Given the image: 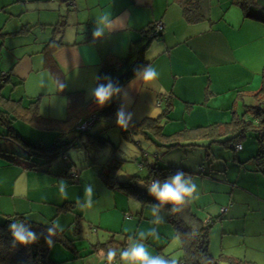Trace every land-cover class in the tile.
I'll list each match as a JSON object with an SVG mask.
<instances>
[{"label":"crops","instance_id":"1","mask_svg":"<svg viewBox=\"0 0 264 264\" xmlns=\"http://www.w3.org/2000/svg\"><path fill=\"white\" fill-rule=\"evenodd\" d=\"M194 1L202 16L196 23L185 20L177 0H0V77L3 73L6 76L0 95L17 104L13 110H22L19 116H24L11 123L12 130L19 136L23 128L16 125L24 124L35 132L54 135V142L58 134L30 123L31 115L22 107L37 104L40 118L63 122L70 106L78 118L75 124H81L92 112L89 90L96 86L103 60L109 55L125 57L143 30L160 26L158 33L154 28L159 38L144 56L146 65L158 71V78H133L122 87L128 99L120 97V105L125 103L127 111L134 114L131 123L135 126L155 119L165 137L159 130L126 128L123 135L116 128L120 142L114 144V134L102 136L112 127L96 121L93 128L98 122L102 124L96 130L73 133L70 139L80 142L86 136V148L93 153L91 162L85 165V160L74 163L62 159L68 170H60L45 163L33 167V162L28 164L31 159L19 157L17 140L10 139L0 122V221L21 215L43 226L62 225L60 233L67 247L55 243L49 250L52 262L80 261L76 243L83 232L94 233L98 239L100 232L103 236L132 234L125 225L134 223L127 212L131 199L137 200L101 179L102 165L117 159L122 163L117 175L128 160L144 173L140 177L127 170L130 178L147 177L146 163L155 162L167 177L182 169L197 186L194 198L182 211L184 218L200 222L213 219L209 258L217 264H264V139L257 141L262 152L254 156L255 149L247 150L242 142L253 134L237 141L242 148L236 151L223 143L230 136L217 137L208 129L236 118L252 120L250 109L257 105L255 95L261 88L264 68L263 24L244 19L236 0ZM101 14L119 18L116 24L121 28L93 42L95 21ZM0 110L4 111L1 106ZM95 134L106 138L104 145L110 152L93 151L104 146L97 144L102 140L90 137ZM137 137L149 141L156 152L149 155L141 151L138 156L131 144L140 149L147 144ZM216 146L236 152L235 175L225 180L214 174L227 172V164H219L222 159L214 152ZM246 160V164L241 162ZM72 174L76 178L72 179ZM89 184L94 187L92 204L81 208L78 201L85 199ZM62 186H66V198ZM230 225L236 228L230 229ZM128 239L124 237L122 248ZM98 246L104 244L91 245L88 255L96 253ZM99 255L96 264L104 259Z\"/></svg>","mask_w":264,"mask_h":264},{"label":"trees","instance_id":"2","mask_svg":"<svg viewBox=\"0 0 264 264\" xmlns=\"http://www.w3.org/2000/svg\"><path fill=\"white\" fill-rule=\"evenodd\" d=\"M177 1L181 4L183 8V16L188 23H196L202 20L198 4L194 0ZM236 4L241 9L244 19L260 22L264 25V0H236ZM159 36L160 35L154 33V26L147 30H143L141 32L140 39L131 43L125 57L119 58L114 55H109L105 60H103L97 77L102 78L104 76H108L121 87L125 86L136 77V70L138 68L146 66V62L144 60L145 53L150 44L158 39ZM3 77L6 76L4 75L0 77V92L5 81ZM99 82L104 81L101 79ZM255 97L257 105L250 109L252 120L247 121L242 118H236L228 124L213 125L208 128L211 131L210 134L217 137H225L227 135L230 136L223 143H227L229 145L231 144L232 149L235 145L240 144L237 141L245 137L247 134H253L259 142L262 141V139H264V68L262 71V85ZM15 105L14 102H11L9 99H4L0 95V106L2 110H4H0V122L8 129V136L10 139L19 140L21 137L13 132L11 123L16 120H22L24 116H19L22 115V110H13ZM90 106L92 112L85 119H83V122L94 116L97 121H105L108 124V127H114L121 130L123 135L126 133L124 132L125 129H121L116 125L115 114L120 106V97L113 98L110 103L102 108L97 107L93 100L90 103ZM22 109L23 112H28L31 115L29 120L30 123L58 134V140L49 147H41L38 144H32L30 146L33 150L38 152L37 156L47 159V162L44 165H47V163L52 159L60 157L61 153H65V151L74 145V141L69 140L67 137L73 135V133H80L78 131L80 123L78 125L75 124L78 118L73 116L74 110H72L70 106L68 107L69 116L63 122L40 118L38 116L37 104L30 105L27 108L22 107ZM135 127L141 128L140 131H143L144 129H153L155 130L153 132L158 133L159 130V135L161 137H165L160 132L161 128L155 126V119H147L141 122L139 126H135L133 123H130L127 129ZM89 129L85 131V133H87ZM90 137L102 140L100 142L97 141V144L101 146L106 142V138L101 137L100 135L95 134ZM167 138L172 139L174 137ZM22 149L24 148L22 147ZM28 153L35 156L31 152ZM261 155H263V153H261ZM120 161L115 159L113 162H106L105 165H102L103 171L101 179L110 184L113 189L136 199L143 205H152L153 203H156L154 198L148 194L146 186L154 179L159 178L163 180L167 177V173L162 169H158L155 162L146 163L145 165H142H144V167L148 170L147 177L142 179L140 177H132L126 182L120 183L116 179L117 172L122 165ZM34 166L36 165L34 164L33 167ZM65 168V170H68V167ZM169 171L172 172L171 169H169ZM140 180L142 184H138ZM21 221L29 223L33 231L38 234L39 239L32 245L17 246L16 248H13L11 246V235L8 231V225L12 222ZM167 222L172 225L175 231V236L181 241L180 251L182 254L176 264H217L208 256L209 231L213 225L212 218L206 220L205 222H200L193 217L186 220L184 218V213L179 212L174 215L168 214ZM48 227L50 226H43L31 222L21 215H16L0 221V264H56L49 258L50 248L46 245L44 239V234H46L45 230ZM55 243H59L67 247V241L64 239L62 233L57 234L55 237Z\"/></svg>","mask_w":264,"mask_h":264},{"label":"clouds","instance_id":"3","mask_svg":"<svg viewBox=\"0 0 264 264\" xmlns=\"http://www.w3.org/2000/svg\"><path fill=\"white\" fill-rule=\"evenodd\" d=\"M121 21L119 18L114 19L110 14H101L95 21L92 32L93 42L102 39L106 34L121 28L116 24ZM159 76L156 68L146 65L136 70V77H140L143 81H155ZM104 82H99L100 80ZM98 81L96 86L89 90V96L97 107H104L115 97H121L127 100V93L122 87L114 82L111 77H96ZM65 87L61 84V88ZM116 125L121 129H126L132 122L133 113L127 111L125 103H121L116 111ZM83 149H69L68 155L76 160L83 156ZM148 194L154 198L150 209L153 217V224H159L164 221L165 211L174 215L182 212L184 207L191 203L194 194L197 192L196 184L185 175L182 169H177L174 174L169 175L163 180L154 179L146 186ZM65 198L67 197L66 186H62ZM94 191L93 185L89 184L85 188V199L78 201L81 208L90 207L92 204L91 196ZM170 206V207H167ZM63 226L59 223H53L45 230L44 239L49 248L54 247L55 237L58 233L63 232ZM8 231L11 235V246H29L36 243L39 239L38 234L33 231L31 225L27 222H12L8 225ZM158 239L156 227H150L147 230H139L134 236H130L127 245L122 249L109 248L107 251V259L116 261V264H176L175 260L160 254H153L145 241L149 238ZM118 257V260H117Z\"/></svg>","mask_w":264,"mask_h":264},{"label":"rangeland","instance_id":"4","mask_svg":"<svg viewBox=\"0 0 264 264\" xmlns=\"http://www.w3.org/2000/svg\"><path fill=\"white\" fill-rule=\"evenodd\" d=\"M260 26H262V28H264V25H260ZM154 28L156 31H159L157 26ZM3 76H4V73H3ZM5 93H6V91H5ZM100 124L101 123L98 122L97 125L99 126ZM17 126H19V127L21 126L23 129L21 130L22 132H19V133H21L19 136L20 137L22 136L21 139H19V140H17V142H15L16 145L18 146L16 154H18L19 157H23L24 159L25 158L31 159L28 161V164H30V165H32L31 164L32 162L34 164H38V165H42L43 163H46L47 159L37 156L38 152L33 150L30 146L32 144H38L41 147H49L50 145H52L54 143L55 136L51 135L49 133L35 132L29 126L24 125V124H17L16 127ZM97 127L96 128L91 127L90 130L93 128L92 129V132H93L94 130L97 129ZM14 129H15V127H14ZM79 129H80V127L78 128V131L80 133H82ZM112 134H114V137H113L114 144H118L120 142L118 135H120V134L118 133V130L116 128L112 127V128L106 129L102 132V136H104V137H106V136L109 137ZM71 138H72V135L68 136L69 140ZM137 138L139 140H141V142H143V144L144 143L147 144L144 147H142V149L137 147L136 144H134V143L131 144L135 153L138 156H139L138 152H141V151H143V153H145V151H148L149 155H152L151 153L156 152V148L154 146L151 147V144L149 143V141H145L141 137H137ZM125 141H126V139H125ZM257 141L258 140L252 135L248 136L247 138H245L242 141L244 146L247 148V150L249 148L255 149L256 152H255L254 156L257 154V151L260 150V148H259V150L257 148ZM75 144H79L80 147H72V148L84 150L83 156L81 158H77L76 160H73V158L68 155V151H69L68 150L66 153H61L60 157L54 158L50 162H48L47 166H51L52 168L58 167L60 170H65L64 164H63L64 162L62 161V159L65 160L67 158L69 160L70 159L73 160L74 163L77 161H84L85 160V165H87L89 162H91V160H92L91 154H93V153H89L88 148H86L89 146V144L86 142V136H83L82 140L80 142L77 140L74 141V145ZM122 144H123V148H126V145H124V143H122ZM21 146L24 149H22ZM72 148H70V149H72ZM123 148H121L122 151H124ZM110 150H111V148L108 147L107 145H104L103 147H101L100 149H97V150L93 149V151H96V153L98 152L99 154L108 153V152H110ZM28 152H31L35 156L30 155ZM214 152L216 154H221L220 156H218L222 159L219 163L220 166H226L225 164H227L226 174L216 172V171L214 172V174L217 177H220L224 180L226 179L227 176H234L235 172H236V167H237V165L235 163H237V162H235L233 159H234V155L236 156V152L234 150H231V149H222L221 147H218V146L215 147ZM246 155H249V153L248 154L246 153ZM65 156H67V157H65ZM128 162L129 163L125 164V168L122 169V171H120L117 175L119 182L127 181L130 178V177H128V175H130L131 173H135V174L139 175L140 177H142L143 176L142 174H144V173H141L137 164H135L134 162L132 163L131 160H128ZM241 162L246 164L247 162H249V160L241 161ZM202 165L205 168H207V163H204ZM130 168H134V170L130 171ZM127 170L131 173H129ZM202 171H204V170H201V172ZM201 172H200V174H203ZM72 175H71V177H72ZM139 184H141V183H139ZM131 201H132L131 205L129 206L130 212H127V213H129L133 216L134 223H131L132 225H130V226L127 225V223H126L125 230L130 231L132 234L128 235V233L123 232V235H107L106 234L103 236L102 232H100L99 233L100 238L98 239V237H96L94 233L90 234V233L83 232L80 236L81 239L76 243V249L79 252L81 260L77 261L75 264H96L97 259L100 258L99 254H101V256H103V258H104L102 260L101 264H116V261H109L108 260L106 262L105 257H107L108 249L109 248L122 249L121 245L124 242V237L129 238L130 236H134L137 231L147 230L150 227H156L159 238L154 239V238L150 237L147 241H145L149 250L153 254L164 255V256L168 257L169 259H172V260H175L176 262H178V260L181 258V254H182L180 251L181 241L179 238L175 237V231H174L172 225H170V223L165 222V221H163L162 223H159V224H153L152 223L153 217L151 216V213H150V209H151L152 205H146L145 207H143L141 203H139L135 200H132V199H131ZM233 202L235 203V200H233ZM224 211L225 210L223 209V212ZM141 212H142V214H141ZM162 215H164V220H165V217L168 215V213L165 211L164 213H162ZM217 215H220V214L219 213L215 214V216H217ZM126 217H128V215H126ZM137 226H138V228H136ZM232 227H233V225L229 226L230 229ZM235 228L236 227H233V230ZM126 235H128V236H126ZM112 236H114V237L111 238ZM111 240L113 242L110 243ZM96 243L104 244V247L98 246L96 253L88 255L91 251L90 250L91 245H96ZM83 247H87V248H89V250H83ZM123 248H124V246H123ZM104 255H105V257H104ZM83 257H85V258H83ZM117 260H118V257H117Z\"/></svg>","mask_w":264,"mask_h":264},{"label":"built area","instance_id":"5","mask_svg":"<svg viewBox=\"0 0 264 264\" xmlns=\"http://www.w3.org/2000/svg\"><path fill=\"white\" fill-rule=\"evenodd\" d=\"M157 28H158V30H160V26L158 25L157 26ZM157 33L159 32V31H156ZM97 121V119L93 116V117H91V118H89L88 120H86V121H84L83 123H81L80 124V131L81 132H85V131H87L90 127H92L93 125H94V123ZM78 127V128H79ZM242 147H241V145L240 144H237V145H235L234 146V150H240ZM74 178H76V175H72V179H74Z\"/></svg>","mask_w":264,"mask_h":264}]
</instances>
